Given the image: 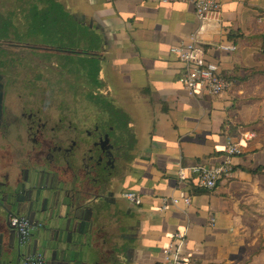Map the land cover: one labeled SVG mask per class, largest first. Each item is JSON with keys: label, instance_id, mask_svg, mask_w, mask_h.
<instances>
[{"label": "crops", "instance_id": "crops-1", "mask_svg": "<svg viewBox=\"0 0 264 264\" xmlns=\"http://www.w3.org/2000/svg\"><path fill=\"white\" fill-rule=\"evenodd\" d=\"M219 1L221 13L200 19L184 1L53 0V12L60 4L89 38H98L101 77L129 115L135 150L123 177L108 188L106 204L89 188L82 202L93 214L68 225L38 216L45 227L34 231L23 250L8 217L0 216V254L7 264L19 258L21 264V253L33 251L43 252L46 264H162L163 250L178 231L185 234L189 264H264V244L257 243L264 237V170L257 171L264 166L261 141L245 144L244 153L232 159L233 173L216 189L192 193L190 206L161 209L163 197L180 193L181 165L225 160L222 129L229 115L246 124L264 115V75L247 71L264 70V0ZM20 2L13 0L10 7V0H0V16L12 8L14 21H20ZM192 36L234 75L220 96L190 94L184 87L183 65L172 48ZM231 42L238 46L232 53L217 46ZM125 190L140 192L143 204L126 199Z\"/></svg>", "mask_w": 264, "mask_h": 264}, {"label": "flooded vegetation", "instance_id": "flooded-vegetation-1", "mask_svg": "<svg viewBox=\"0 0 264 264\" xmlns=\"http://www.w3.org/2000/svg\"><path fill=\"white\" fill-rule=\"evenodd\" d=\"M32 1L34 8L26 15L33 19L27 20V28H51L53 1L49 5ZM74 29L77 46L44 45L73 55L74 61H67L66 68L0 66V216L8 220L16 215L33 220L41 215L52 217L54 195L60 189L67 200L82 198L89 188L101 187L98 196L106 204L111 195L108 188L123 177L133 158L134 133L127 118L117 108L108 110L86 98L88 91L113 101L107 84L104 91L95 82L86 84L81 56L89 54L94 64V59H99L95 52L98 44L90 38L88 44L95 47L84 49L86 39L80 31L86 29L76 22ZM11 44L20 49L36 48L29 42ZM1 62L5 61L0 55ZM39 75L42 78L38 79Z\"/></svg>", "mask_w": 264, "mask_h": 264}, {"label": "built area", "instance_id": "built-area-1", "mask_svg": "<svg viewBox=\"0 0 264 264\" xmlns=\"http://www.w3.org/2000/svg\"><path fill=\"white\" fill-rule=\"evenodd\" d=\"M164 2L184 1L194 5L196 14L204 19L209 14H219L222 4L219 0H163ZM218 48L225 52H235L237 45L221 43ZM178 54L179 61L183 65L182 82L190 94L205 92L210 96H220L231 86V81L225 76L220 63L209 57L204 44L197 38H192L172 48ZM255 137L251 130L241 132L240 136L226 135V147L224 161L219 164L206 165H181L177 171V180L180 185V193L175 196L162 198V210L169 209L172 205L190 206L193 194L189 190L192 185L201 189L214 190L218 183L228 178L234 171L232 159L244 153L245 144ZM124 197L135 205L143 204V195L134 190H125ZM215 222V218H212ZM10 226L18 233L23 246L30 243L32 233L41 229L44 225L39 220H33L25 216H11ZM184 232L178 231L170 236L168 245L163 250L164 260L162 264H189V258L184 253ZM21 264H46L45 254L41 251L23 253Z\"/></svg>", "mask_w": 264, "mask_h": 264}, {"label": "rangeland", "instance_id": "rangeland-1", "mask_svg": "<svg viewBox=\"0 0 264 264\" xmlns=\"http://www.w3.org/2000/svg\"><path fill=\"white\" fill-rule=\"evenodd\" d=\"M38 1L43 3L47 2L49 5L53 0ZM10 2V7H13V0H10ZM32 3V0H21L20 7L22 15L20 18V22L14 21L12 8L8 13L2 14L0 16V55L1 59H4L5 61L4 63L1 62L0 66L5 65L16 69L19 68L21 70H35L41 67H48L49 69L53 70L66 68L67 61H74L73 55L69 56L63 52L51 50L49 47H45L44 45L77 46V39L75 38L77 31L74 29L75 20H73L74 22L70 20L71 15L67 11H61L63 7L59 4L60 10H58L57 8L55 12L51 13L53 19H55L52 26H50L51 28H48L47 26L41 27L40 25H36L34 26V28H27V20L33 19V16H29V14L26 15V12L29 11L31 7L34 8L32 6ZM16 5H18V2H16ZM2 21L5 22L2 23ZM64 30L68 35L63 32ZM80 33L83 39L87 38V40L85 41V45L83 44L84 49L95 47L94 45L88 44V39L90 38L88 37L89 33L87 32V30H82L80 31ZM91 36L92 35L90 34V37ZM67 37H69V39ZM93 40L96 43L98 42V38L96 40V37H94ZM15 42L33 43L35 44L36 48L20 49L18 46H14L11 44ZM91 57L92 56H90L89 54L81 56V59L83 61V68L85 69L86 84L90 85L92 82H95L96 85H98L99 89L101 91H104L106 86L104 80L101 77L104 62L101 59L96 58L94 59L95 63L91 64ZM31 63L34 64V67L30 66ZM88 77L92 78L90 82L88 80ZM37 78L40 79L42 78V76L39 75ZM9 84H14L11 78ZM86 98L87 100H96L103 108H106L108 110H115V108H117L118 113H122V116L127 118V120L129 121V115H127V113L122 110V108L118 107V104L114 100L109 103L108 100L102 97V95H95L91 92L89 93L88 91L86 94ZM248 124L249 130L255 133V137L251 141H261L262 143H264V115H261L256 121L250 122ZM253 239L254 238L251 237L247 238V242H251ZM257 243L264 244V237L259 238Z\"/></svg>", "mask_w": 264, "mask_h": 264}, {"label": "water", "instance_id": "water-1", "mask_svg": "<svg viewBox=\"0 0 264 264\" xmlns=\"http://www.w3.org/2000/svg\"><path fill=\"white\" fill-rule=\"evenodd\" d=\"M100 189H101V187H97V188H94L92 190L91 194L94 195L93 197L95 199H97L99 197L97 193ZM84 195H85V193H84ZM54 201L55 202L53 204V212H52L53 216L52 217L64 220L63 224L68 225L70 222H72L74 220H81L86 213L93 214L95 212L93 207H89L87 203L82 202V201H84L83 198L71 196V197H68L67 200L63 199L62 198V189H60V192L57 193V195L56 194L54 195ZM99 211H102V210L99 209ZM8 222H9V220H8ZM9 226H10V224H9ZM11 229H13V228L11 227ZM13 231L16 232L14 229H13ZM16 234L18 235L17 232H16ZM22 246L23 245L21 244L20 238H19V248L21 249ZM4 257H5V253H1L0 254V260L2 263L4 261ZM4 264H7L6 260L4 261Z\"/></svg>", "mask_w": 264, "mask_h": 264}, {"label": "trees", "instance_id": "trees-1", "mask_svg": "<svg viewBox=\"0 0 264 264\" xmlns=\"http://www.w3.org/2000/svg\"><path fill=\"white\" fill-rule=\"evenodd\" d=\"M55 19H53L54 21ZM60 20V19H57ZM231 37V36H230ZM236 44V43H235ZM237 45V44H236ZM238 49V46H237ZM247 71L249 72L248 76H254L257 74H261L264 75V70H260L257 68H253V69H247ZM225 76L231 81H234V75L231 73H225ZM91 78V77H90ZM92 79V78H91ZM249 130V124H246L244 122H242L241 120H239L235 115H229L226 119L225 122L223 123V129L222 132L224 135H230V136H235L238 137L240 136L241 132ZM264 170V166H261L258 168V172L259 171H263ZM189 190L192 193H198L201 188H198L195 185H192Z\"/></svg>", "mask_w": 264, "mask_h": 264}]
</instances>
